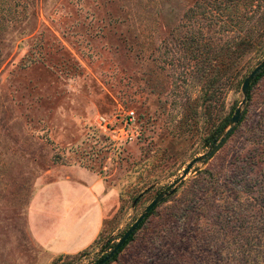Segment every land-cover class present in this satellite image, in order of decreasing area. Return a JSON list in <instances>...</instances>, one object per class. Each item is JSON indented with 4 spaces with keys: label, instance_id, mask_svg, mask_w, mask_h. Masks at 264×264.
Wrapping results in <instances>:
<instances>
[{
    "label": "rangeland",
    "instance_id": "rangeland-1",
    "mask_svg": "<svg viewBox=\"0 0 264 264\" xmlns=\"http://www.w3.org/2000/svg\"><path fill=\"white\" fill-rule=\"evenodd\" d=\"M195 3L0 0V264H95L168 187L111 264H264V76L239 128L178 181L227 129L264 60V1L242 32L234 3ZM245 32L254 44L236 60L237 85L229 51ZM64 166L96 173L115 199L88 249L50 260L26 211Z\"/></svg>",
    "mask_w": 264,
    "mask_h": 264
},
{
    "label": "crops",
    "instance_id": "crops-1",
    "mask_svg": "<svg viewBox=\"0 0 264 264\" xmlns=\"http://www.w3.org/2000/svg\"><path fill=\"white\" fill-rule=\"evenodd\" d=\"M38 185L26 217L29 235L48 259L74 256L98 238L114 193L102 179L83 167H62Z\"/></svg>",
    "mask_w": 264,
    "mask_h": 264
},
{
    "label": "trees",
    "instance_id": "trees-1",
    "mask_svg": "<svg viewBox=\"0 0 264 264\" xmlns=\"http://www.w3.org/2000/svg\"><path fill=\"white\" fill-rule=\"evenodd\" d=\"M212 1V0H209ZM220 2H229V3H234V5L232 6L233 8V16L231 18H229V21L232 22V27L234 28V30H241L245 28V24L247 22V20L253 19V14L255 13V9L253 10L252 8H250V6H252V2L254 1H260V3L264 0H219ZM195 4H197L198 0H195ZM239 2H247V5H245L243 11H241V9L239 7H237V4ZM248 6V7H247ZM223 9H227L225 7H223ZM188 17H192L193 16V10L190 9L188 10L187 13ZM186 15V16H187ZM259 37V36H258ZM238 40L235 42L232 51L230 50V54L232 55L233 58V66H231L232 68V73H231V79L233 81V84H237L238 82L236 81V77L238 74L237 71V65H236V60L237 58L246 50H248L250 47H252V45L254 44V39L253 37H251V33L249 32H245L242 34V36L237 35ZM257 38V36H256ZM235 62V63H234ZM264 76V68L258 73V75L253 79V81L250 83L249 88H248V92L245 98V101H249L251 97V90L253 88V86L257 83V81H259L262 77ZM243 83V82H242ZM245 111H242V115L241 118L238 122L237 125L234 126L231 134L223 141V143L220 145L219 148H221V146L227 141V139L234 134V132L237 130V128H239V126L243 123L244 119H245ZM215 140V138H213V141ZM167 200V198H163L160 203L154 207L153 209H151V211H149V213L147 214V216L141 221V223L138 225L137 229L128 237V239L124 242V244L120 247V249L117 251V253L111 258L110 261H108L105 264H111L113 262L116 261L119 253L125 248V246L132 241L134 234L136 233L137 230H139L143 224L145 223V221L151 216V214L154 212V210L162 203H164ZM63 256H59L57 257V260H60Z\"/></svg>",
    "mask_w": 264,
    "mask_h": 264
},
{
    "label": "water",
    "instance_id": "water-1",
    "mask_svg": "<svg viewBox=\"0 0 264 264\" xmlns=\"http://www.w3.org/2000/svg\"><path fill=\"white\" fill-rule=\"evenodd\" d=\"M264 68V60H262L248 75L247 77L244 79L242 85H241V94L244 97L240 103V105L238 106V108L236 109V111L234 112L233 116L230 118L228 125H227V129L222 131L219 135L218 139H215L211 146H210V151L208 153L207 156H203V157H198L196 159H194L192 162L189 163V165H187L185 167V169L182 172V175L179 177L178 181L182 180L187 173L189 172V170L191 169V167L193 166L194 163L200 161L201 159H205L206 157L210 156V154H212L213 152H215L220 145L223 143V141L231 134L233 128L235 125L238 124L241 115H242V106L245 102V98L248 92V88L250 83L253 81V79L258 75V73ZM177 181V183H178ZM175 187H168L167 189H165L164 191H162L161 193H159L155 199L145 208V210L143 211V213L138 217V219L135 221V223L124 233V235L119 239V241L116 243V245L113 247V249H111V251L104 256L101 260H99L98 262H96L95 264H105L108 261L111 260V258L117 253V251L120 249V247L124 244V242L128 239V237L137 229L138 225L141 223V221L147 216V214L149 213V211H151V209H153L154 207H156L160 201L163 198H167L171 195H173V193L175 192Z\"/></svg>",
    "mask_w": 264,
    "mask_h": 264
},
{
    "label": "built area",
    "instance_id": "built-area-1",
    "mask_svg": "<svg viewBox=\"0 0 264 264\" xmlns=\"http://www.w3.org/2000/svg\"><path fill=\"white\" fill-rule=\"evenodd\" d=\"M135 121V115L134 112L129 111L127 113H125V118H124V122L127 125H132L133 122ZM99 123L104 125L105 127H107V125L109 126L111 123L107 122L106 119L104 117H99ZM132 136L127 135L126 137H124V140H131Z\"/></svg>",
    "mask_w": 264,
    "mask_h": 264
}]
</instances>
